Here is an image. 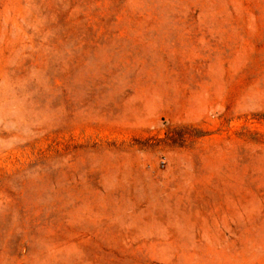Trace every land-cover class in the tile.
<instances>
[{"label":"rangeland","instance_id":"1","mask_svg":"<svg viewBox=\"0 0 264 264\" xmlns=\"http://www.w3.org/2000/svg\"><path fill=\"white\" fill-rule=\"evenodd\" d=\"M0 264H264V0H0Z\"/></svg>","mask_w":264,"mask_h":264}]
</instances>
